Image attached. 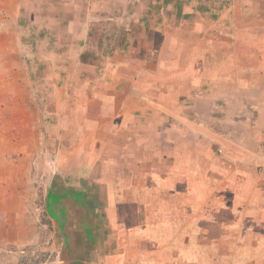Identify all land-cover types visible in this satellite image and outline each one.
Listing matches in <instances>:
<instances>
[{
	"label": "crops",
	"instance_id": "1",
	"mask_svg": "<svg viewBox=\"0 0 264 264\" xmlns=\"http://www.w3.org/2000/svg\"><path fill=\"white\" fill-rule=\"evenodd\" d=\"M85 1L84 11L74 13L67 22L70 33L65 32L67 41L62 49L57 48V37L48 26L55 24L56 18L46 13L37 16L34 12V21L42 25L43 32L54 37V45L48 53L65 58L59 70L74 79L69 86L75 91L68 96V110L64 113H68L71 120L79 119L64 132L66 137L73 136L70 139L73 145H78L72 152L80 153L78 160L70 159L71 163L78 162L81 172L101 184L102 190V185H106L104 196L114 204L123 196L121 185L127 183L133 200L157 199L160 206L156 209L155 205L150 213L143 209L144 213L131 223L124 222L116 204L113 210L108 208V213L102 207V217L108 215L111 219L100 223L98 241L94 240V225L88 217L83 196L77 193L51 196L47 214L51 209L50 200H54L53 209L60 215L59 220H53L49 214L48 218L59 228L55 232L65 254L59 264H264V179L248 174L250 166L245 161L224 166L215 161L208 168L200 167L193 158L197 148L193 144L188 148L192 152L189 160L184 145L186 133L195 135L199 125L205 124L201 117L195 120L194 116L189 122L192 130L186 132L188 130L180 124L184 114L170 111L184 107L186 97L180 91L186 88L193 94L194 108L204 103L215 105L217 93L213 89L218 74L223 75L219 82L227 88L228 73L225 67L218 65L214 49L195 50V58L186 70L184 57L188 51L185 53L177 38L170 39L163 31L155 50L148 46L143 53L140 44L135 45L129 38L128 42H116L113 48L106 37L100 38V25L138 24L139 20L134 15L118 16L121 6L118 0ZM138 6L142 4L134 5V11ZM114 12L117 14L112 16ZM93 27L99 29L98 35L91 31ZM143 32L145 34V28ZM258 34L255 66L241 64L234 71L247 76L260 75L258 84L262 93L258 92L256 98L264 104V31L258 30ZM139 53L143 56H138ZM85 57H91L90 61ZM67 58H71V64ZM232 71L228 69L229 73ZM69 86L66 85L65 90ZM173 87L176 93L171 92ZM93 102L100 105L98 112L92 111L89 104ZM76 110L79 111L76 113ZM63 120L65 117H59V121ZM63 126L65 124L60 128ZM152 132H159L160 135H156L159 139ZM156 141H160L161 151L172 147L174 160L169 163L167 157L164 175L157 180L145 177V182L133 172L137 167L133 157L141 149L157 151ZM84 144H97L90 147L96 151L89 150L90 153L83 155ZM109 146L116 152L113 159L108 160L105 155L99 159L98 153L110 151ZM64 150L68 148L61 151ZM232 150L240 151L236 147ZM64 163L63 166L72 167L69 160ZM62 164L63 161L50 160V166ZM127 167L128 178L122 177L121 169ZM136 184L141 187L144 184V191Z\"/></svg>",
	"mask_w": 264,
	"mask_h": 264
},
{
	"label": "rangeland",
	"instance_id": "2",
	"mask_svg": "<svg viewBox=\"0 0 264 264\" xmlns=\"http://www.w3.org/2000/svg\"><path fill=\"white\" fill-rule=\"evenodd\" d=\"M118 2L121 5L118 16L129 18L134 15L139 23L100 25V38L106 37L111 47L116 48V42H128L129 38L135 45L140 44L143 53L148 46L155 50L162 40L160 32L163 31L170 39L177 38L182 50L190 53L189 57L188 53L184 57L186 70L190 69L189 63L195 58V50L202 48L214 49L218 65L227 70V88L219 82L223 75L217 73L218 81L213 89L217 93L214 106L204 103L194 108L193 94L186 88L180 91L186 97L184 107L170 109L184 114L180 124L188 130L186 132L192 130L189 122L194 116L195 120L201 117L202 124H205L199 125L195 135L186 133L184 145L189 160L192 152L188 148L193 144L197 147L193 158L200 167L208 168L215 161L222 166L229 162L245 161L250 166L248 174L264 179V104L257 102L256 98L258 92L262 93L258 84L260 75L253 73L247 76L234 71L241 64L255 66L258 30L264 31V0ZM139 2L142 6L134 11L133 6ZM85 5V0H0V264H59L65 258L58 233L55 232L59 228L48 218L49 214L53 220H59L60 215L53 209L54 200H50L51 209L47 214L48 199L58 193L62 196L72 193L83 196L88 217L94 225V240L98 241L100 223L105 224L111 219L108 215L102 217V207L106 211L108 208L113 210L116 204L124 222L131 223L138 220L142 213L153 212L155 205L156 209L160 206L157 199L133 200L127 183L121 185L120 194L123 196L114 204L113 200L104 196L106 185H102V190L101 184L90 179L86 172H81L78 162L71 163L73 158L78 160L80 153L72 152L78 145H73L75 143L72 144L70 140L73 136L66 137L64 132L69 124L74 125L79 119L71 120L67 117L68 113H64L68 110L67 98L75 91L69 86L74 79L71 80L72 76L69 78L59 70L65 58L48 53L54 45V37L43 32V28H40L42 25L34 21V12L37 16L46 13L56 18L55 24L48 26L58 39L55 41L57 48L62 49L67 41L65 32H69L68 20L74 13H82ZM91 31L99 34L97 27ZM143 53L138 56H143ZM88 58L85 57V60L90 61L91 57ZM67 61L71 64V58H67ZM230 68L234 72L229 73ZM66 85L69 88L65 90ZM170 89L176 93L175 87ZM89 105L92 111L98 112L100 109L97 102ZM59 117H65V120L61 122ZM59 122L65 126L60 128ZM93 133L96 134V129ZM152 134L159 139L160 136H156L160 135L159 132ZM159 142L155 143L157 151L145 152L141 149L133 157L137 161L133 172H137L142 181L145 177L159 179L167 169L166 158L169 163L174 160L172 147L168 151H161ZM96 145L84 144L83 148L86 149L81 153L87 155L89 150L96 151L90 149ZM234 147L240 151H233ZM62 148L68 150L61 151ZM109 149L101 150L98 158L105 155L108 160L113 159L116 152L110 146ZM50 160L63 161V164L60 167L50 166ZM68 160L72 167L63 166ZM129 172L128 167L122 168L121 176L127 177ZM136 185L144 191V184L142 187L141 184Z\"/></svg>",
	"mask_w": 264,
	"mask_h": 264
},
{
	"label": "trees",
	"instance_id": "3",
	"mask_svg": "<svg viewBox=\"0 0 264 264\" xmlns=\"http://www.w3.org/2000/svg\"><path fill=\"white\" fill-rule=\"evenodd\" d=\"M43 264H51V262L43 263Z\"/></svg>",
	"mask_w": 264,
	"mask_h": 264
}]
</instances>
